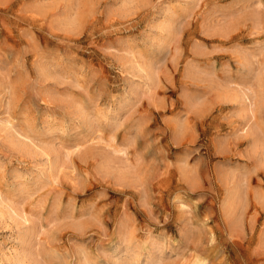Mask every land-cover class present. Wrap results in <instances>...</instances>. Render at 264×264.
<instances>
[{
	"label": "rangeland",
	"instance_id": "1",
	"mask_svg": "<svg viewBox=\"0 0 264 264\" xmlns=\"http://www.w3.org/2000/svg\"><path fill=\"white\" fill-rule=\"evenodd\" d=\"M159 263L264 264V0H0V264Z\"/></svg>",
	"mask_w": 264,
	"mask_h": 264
},
{
	"label": "bare ground",
	"instance_id": "2",
	"mask_svg": "<svg viewBox=\"0 0 264 264\" xmlns=\"http://www.w3.org/2000/svg\"><path fill=\"white\" fill-rule=\"evenodd\" d=\"M250 85V84H249ZM248 85V86H249ZM247 86V87H248ZM258 86V85H257ZM242 88V87H241ZM233 90H235V89H233ZM235 93H236V96H235V98L236 99H238V97L242 100L241 102H244V105H245V109H246V111L249 113V115H250V117H251V119L254 117L255 118V116H256V112H258V111H256L255 110V105H257V102H258V98H257V95H259L260 94V92H259V94H257L256 93V91L252 88V87H249V88H246L245 90H241V91H238V90H235ZM239 93V95H237ZM232 97V96H231ZM256 98L258 99L257 101H256ZM260 98V97H259ZM263 98V97H262ZM261 98V99H262ZM260 103V102H259ZM258 106H259V104H258ZM256 109H258V108H256ZM253 118V119H254ZM252 121L250 122V124L249 125H251L252 126ZM247 127H249L248 125H246ZM245 126V127H246ZM244 127V128H245ZM257 127V126H256ZM251 128V127H250ZM254 128V127H253ZM247 129V128H246ZM245 131V130H244ZM248 132V131H247ZM250 133L252 132V129H251V131H249ZM252 134V133H251ZM255 141V140H254ZM257 141V140H256ZM156 263V262H155ZM160 264V263H159Z\"/></svg>",
	"mask_w": 264,
	"mask_h": 264
}]
</instances>
